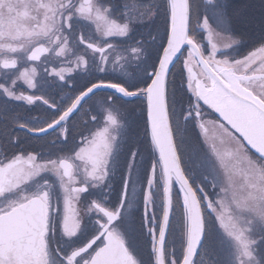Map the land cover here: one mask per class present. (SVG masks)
I'll list each match as a JSON object with an SVG mask.
<instances>
[{
  "label": "snow or ice",
  "instance_id": "obj_1",
  "mask_svg": "<svg viewBox=\"0 0 264 264\" xmlns=\"http://www.w3.org/2000/svg\"><path fill=\"white\" fill-rule=\"evenodd\" d=\"M0 264H264V5L0 0Z\"/></svg>",
  "mask_w": 264,
  "mask_h": 264
},
{
  "label": "rangeland",
  "instance_id": "obj_2",
  "mask_svg": "<svg viewBox=\"0 0 264 264\" xmlns=\"http://www.w3.org/2000/svg\"><path fill=\"white\" fill-rule=\"evenodd\" d=\"M229 13L243 11L248 15L259 18L264 0H223ZM254 39L259 38L258 30L253 34Z\"/></svg>",
  "mask_w": 264,
  "mask_h": 264
}]
</instances>
